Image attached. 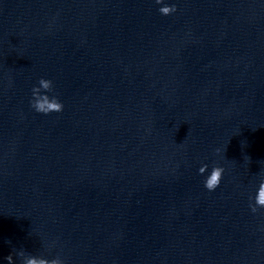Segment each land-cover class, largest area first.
Here are the masks:
<instances>
[{
    "label": "clouds",
    "instance_id": "clouds-1",
    "mask_svg": "<svg viewBox=\"0 0 264 264\" xmlns=\"http://www.w3.org/2000/svg\"><path fill=\"white\" fill-rule=\"evenodd\" d=\"M162 2L163 0H155V3L157 4H161ZM175 11H177V9L174 4L171 6H163L159 8V12L165 16L170 15ZM38 83L39 87H34L32 89V108H34L36 112L45 115L52 112H61L63 110V104L55 96L50 98L46 94H41V89H43L45 92H50L52 90V81L41 78ZM217 152H219V150H217ZM207 168L208 165L206 164L201 166L199 168V173L204 174ZM223 172V167L214 166L211 170L210 175H208L205 180V188L209 191H214L220 185ZM258 207L264 208V181H262L259 185L258 192L255 196V205L250 204V208L253 213L257 211ZM17 255L23 257L22 264H62V261L60 260L48 261L46 259L37 258L35 256H25V253L23 251L18 252ZM5 259L8 261V264H13V257L11 254Z\"/></svg>",
    "mask_w": 264,
    "mask_h": 264
}]
</instances>
